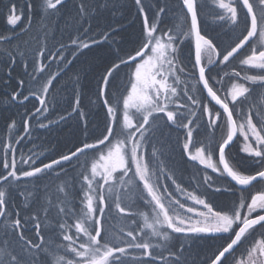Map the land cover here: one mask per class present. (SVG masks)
<instances>
[{"label": "snow or ice", "instance_id": "obj_1", "mask_svg": "<svg viewBox=\"0 0 264 264\" xmlns=\"http://www.w3.org/2000/svg\"><path fill=\"white\" fill-rule=\"evenodd\" d=\"M63 2L42 0L40 7L44 17L54 13ZM134 2L142 15V36L131 52L121 54L119 49L116 50L115 60L101 78L98 98L106 109V123L103 130H97L99 134L93 142H81L74 150L42 167L33 166L35 154L25 158L21 153L18 162L11 139L0 148V163L4 170L0 174V239L3 241L0 264H189L185 255L190 249L188 241L203 238L201 234H227L229 242L221 245L211 264H229V257H233L241 246L247 258L235 261V264H264V74L250 75L244 71L257 69L264 73V0H209V6L218 9L212 15L216 23L230 26V31L244 25L224 48L218 47L220 42L215 37L202 31L200 10L204 5L198 0H181L183 16H177L178 22L166 31L162 27L166 6L148 5L153 11L150 19L144 0ZM25 8L31 12L32 5L27 0L19 6L9 5V26L15 27L25 18ZM79 9L81 18L86 17L83 3ZM27 20L30 28V15ZM108 35L105 33L104 39H108ZM11 39L12 36L0 34V41ZM41 39L43 43L36 53L39 59L45 57L47 50L46 34ZM186 41H194V57L187 61L191 71H186L180 61L182 45ZM70 43L80 50L97 42L75 38ZM65 47L61 44L56 52H49L48 59L64 61ZM5 52L14 64L16 57L7 50ZM18 54L23 56V52ZM236 60L238 65L226 70ZM45 67L41 63L38 69L34 68V81ZM237 67L241 71H237ZM220 73L230 82L226 89L223 88V77L216 78ZM60 74L58 70L38 89L30 91L29 95L38 97L41 105L33 116L48 111L46 97ZM19 84L22 86L24 81ZM214 85L220 86L223 95L214 90ZM201 91L219 110L214 111L213 107L202 103ZM19 96H23V101L29 99L22 92H13L11 99L15 101ZM76 106L74 111L78 110V95ZM24 124L27 132V121ZM15 125L12 121L10 128ZM201 127L211 138L197 139L199 146L193 150L194 133L199 135ZM172 128L184 131L182 151L201 169L202 175L194 191L178 184L161 158L167 145L157 139V134ZM218 131L223 135L217 137ZM20 139L14 142L18 144ZM234 143L240 144V151L253 160L254 174H247L239 161L230 162L236 160L231 156ZM157 144L161 147L157 148ZM214 153L217 154L215 159ZM18 163L28 165V169L18 168ZM65 164L72 166L73 171L80 169L82 196L79 208L75 207L76 200L69 196L70 183L64 182L58 185L57 192L65 199L53 206L46 195L47 207L41 214L22 217L19 209L8 210L12 192L19 191L22 181L36 179L56 166L61 169L57 175H62ZM208 170L218 177L230 178L241 190L238 199L227 209L214 210L204 198L210 193L230 191L214 187L216 181L207 174ZM163 177H168L174 191L193 206L181 203L168 190ZM254 182L262 187L254 195L244 196L243 192L255 187ZM20 195L24 197L27 210L34 193L26 189ZM140 204L146 210H140ZM113 206L122 223L105 228L104 222L110 216L106 209ZM52 207L59 216L55 221L48 216ZM201 208L203 210H199ZM29 223L31 227H28ZM52 229L55 232L46 239L43 231ZM28 231L35 233V242L25 236ZM12 233L16 234L17 240L14 246H10L7 239ZM178 235L185 239L173 250ZM256 235L261 238L254 239Z\"/></svg>", "mask_w": 264, "mask_h": 264}, {"label": "trees", "instance_id": "obj_2", "mask_svg": "<svg viewBox=\"0 0 264 264\" xmlns=\"http://www.w3.org/2000/svg\"><path fill=\"white\" fill-rule=\"evenodd\" d=\"M27 2L32 5L31 12L25 8V18L17 26L12 27L7 23L8 7L10 4L17 6L24 4L25 0H0V34L12 36V39L7 42L0 41V148L11 139L13 141L12 146L16 149L18 162L21 153L25 158L35 154L33 166L42 167L53 159H58L60 155L74 150L81 142H93L99 134L97 130H103L106 123V109L98 98L101 78L115 60L117 49L120 50L121 54H126L138 46L143 32V21L134 0H64L63 5L57 6V10L54 13L50 12L46 18L40 7L42 0H27ZM144 2L146 10L149 11L150 19L153 11L148 9V5L166 6L167 14L162 16V27L165 31L178 22L177 16H183L181 0H144ZM81 3L85 5L87 11V16L84 18L80 16L79 5ZM198 3L204 5L203 9L200 10L202 31L210 37H215L220 42L218 47H227L244 25L241 24L240 29L230 31V26L220 25L212 19V15L218 9L209 6V0H198ZM29 15L31 16L30 28L27 20ZM85 29H87L86 32ZM112 29L115 31H111ZM105 33L109 34L108 39H104ZM45 34L47 50L45 57L39 59L36 53L43 43L41 38ZM75 38L89 43L95 40L97 43L90 44V47L86 49L77 50L75 45L70 43ZM61 44L66 46L63 53L64 61L49 60L48 53L56 52ZM5 50L16 57L14 64ZM18 52H23V56H20ZM190 52L193 53V56H189ZM193 57L194 41L191 43L186 41L182 45L180 56V61L186 71H191L187 61ZM68 60L71 61L70 64L65 63ZM41 63L45 64L46 67L34 81L33 70L34 68L38 69ZM236 65H238V60L233 61L226 70H230ZM58 70L61 71V74L53 81L49 96L46 97L48 111L33 116L35 110L41 105L38 97L29 95L30 91L38 89L48 77ZM237 71H241V69L237 67ZM244 71L250 75L254 73L253 69H245ZM122 76L123 73H121ZM222 77L223 73L216 76L218 80ZM21 80L24 81L22 86L19 84ZM223 80V88L226 89L230 86V82L227 77H223ZM214 90L223 95L220 86L214 85ZM13 92H22L23 95H28L29 99L23 101V96H19L17 100L13 101L11 99ZM77 95L79 96V106L78 110L74 111L77 108ZM253 98L255 99L256 96L254 95ZM200 99L202 103H207L209 107H213L214 111L219 110L214 107L213 102L207 99L206 93L203 91H201ZM181 103H185V101L181 100ZM81 112L82 115L79 114ZM253 119L255 121V116ZM12 121L16 122L14 128H10ZM25 121L28 124L27 132L25 131ZM49 121L52 123L49 124ZM40 125H46V127ZM216 135L219 137L223 133L218 131ZM206 136L211 138L210 133L203 127L199 130V135L194 133L193 150L195 146H199L196 144V140H203ZM21 137L23 139H20ZM184 137V131L176 128L165 129L163 134H157V139L163 140L167 145L164 148V156L161 157L167 170L183 188L194 191V186L199 182L202 173L201 169L190 162L182 151ZM17 139H20L18 144L14 142ZM156 146L157 148L161 147L160 144ZM240 146L236 143L231 146V156H234L236 160H230V162L239 161L247 169V174H254L256 170L254 162L240 151ZM213 155L215 159L217 154L214 153ZM226 155H228V150ZM9 158H11V153H9ZM0 161H2V152H0ZM18 168L27 170L28 165L18 163ZM64 169L62 175H57L61 169L56 166L54 170L40 174L36 179L22 181L19 191L14 190L12 192V202L8 206V210L19 209L22 217H30L33 213L39 215L42 209L47 207L44 200L46 195L51 198L53 206L59 200L65 199L62 194L57 192L58 185L64 182L70 183L69 196L76 200L75 207L79 208V200L82 196L78 177L80 169L77 168L73 171V167L68 164L64 165ZM3 172L2 163H0V174ZM207 174L216 181L214 187L228 188L230 191L210 193L204 198L212 204L214 210L227 209L233 201L238 199L241 190L234 186V183L227 177H218L211 170H208ZM163 182L168 184V190L172 191L181 203H185L186 206H193L187 204L185 199L174 191L172 182L168 177H163ZM254 185V188L243 192V195L250 197L262 187L257 183ZM26 189L34 193V199H29L27 210L24 208V197L20 195V192H25ZM197 195L200 193L197 192ZM138 207L140 210H146L143 204ZM109 211V220L104 222V227L109 228L110 224L119 226L122 220L116 213L114 206L110 210L106 209V213ZM48 216L53 221L59 219L55 207L49 210ZM68 222L73 223L72 220ZM28 227H31V223ZM54 232L55 229H52L51 231H43L42 234L47 239ZM25 236L34 242L36 241L33 231L25 232ZM201 236L203 238L188 241L190 249L186 251L185 255L188 257L189 264H211V259L214 254H218L221 245L229 242L227 234H201ZM7 239L11 242L10 246H14L17 242L15 233L10 234ZM184 239L178 235L173 244V250L178 248L181 240ZM2 242L0 239V244ZM58 242L59 239L57 238ZM243 258H247L246 253L243 247H239L233 257H229V264H235V261Z\"/></svg>", "mask_w": 264, "mask_h": 264}, {"label": "flooded vegetation", "instance_id": "obj_3", "mask_svg": "<svg viewBox=\"0 0 264 264\" xmlns=\"http://www.w3.org/2000/svg\"><path fill=\"white\" fill-rule=\"evenodd\" d=\"M253 71H254L253 75H256V74H264V73H260L259 70H257V69H253ZM253 87L255 88V86H253ZM256 91L258 92L259 89L257 88ZM254 95L256 96L255 92H254ZM255 119H256V117H255ZM254 184H255V183H254ZM254 238H256V239H257V238L260 239L261 237H260L259 235H256ZM241 247H243V246H241ZM243 259H246V258H243Z\"/></svg>", "mask_w": 264, "mask_h": 264}, {"label": "water", "instance_id": "obj_4", "mask_svg": "<svg viewBox=\"0 0 264 264\" xmlns=\"http://www.w3.org/2000/svg\"><path fill=\"white\" fill-rule=\"evenodd\" d=\"M214 103V102H213ZM226 151H227V149H226ZM230 179V178H229ZM234 183V182H233ZM255 183V182H254ZM227 255V254H226Z\"/></svg>", "mask_w": 264, "mask_h": 264}]
</instances>
